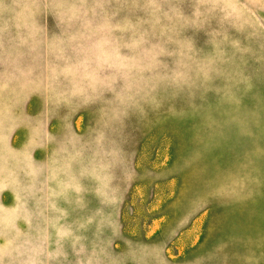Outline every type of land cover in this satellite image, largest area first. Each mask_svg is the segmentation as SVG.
<instances>
[{
	"label": "rangeland",
	"instance_id": "1",
	"mask_svg": "<svg viewBox=\"0 0 264 264\" xmlns=\"http://www.w3.org/2000/svg\"><path fill=\"white\" fill-rule=\"evenodd\" d=\"M0 264H264V0H0Z\"/></svg>",
	"mask_w": 264,
	"mask_h": 264
}]
</instances>
